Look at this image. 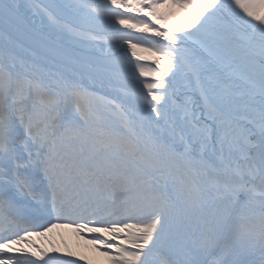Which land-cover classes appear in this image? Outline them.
<instances>
[{"label":"snow or ice","instance_id":"obj_1","mask_svg":"<svg viewBox=\"0 0 264 264\" xmlns=\"http://www.w3.org/2000/svg\"><path fill=\"white\" fill-rule=\"evenodd\" d=\"M258 8L0 0V264H78L53 221L111 264H264Z\"/></svg>","mask_w":264,"mask_h":264},{"label":"bare ground","instance_id":"obj_2","mask_svg":"<svg viewBox=\"0 0 264 264\" xmlns=\"http://www.w3.org/2000/svg\"><path fill=\"white\" fill-rule=\"evenodd\" d=\"M61 1V0H60ZM102 2V0H101ZM174 11L176 12H182L183 10L180 8H175ZM179 21H177V24L179 25ZM100 26V25H97ZM92 90L100 92V94H104L103 91L100 90L99 86L97 85ZM75 236L71 238H63L59 239L61 237H67L71 236L69 230L63 226L60 225L56 227L50 235H44L42 237H38L35 239V244L42 246L43 248L47 250H66L67 252L76 255L83 261H88L89 259L98 258L100 260H103L104 257H108L105 255L104 249L97 248L92 242V234H84L77 229H74ZM58 243L62 246L58 247Z\"/></svg>","mask_w":264,"mask_h":264}]
</instances>
